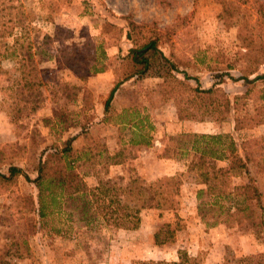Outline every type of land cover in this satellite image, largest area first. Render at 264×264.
Listing matches in <instances>:
<instances>
[{"label":"rangeland","instance_id":"1","mask_svg":"<svg viewBox=\"0 0 264 264\" xmlns=\"http://www.w3.org/2000/svg\"><path fill=\"white\" fill-rule=\"evenodd\" d=\"M151 39L177 68L178 81L238 98L225 121L180 122L230 134L238 152L242 142L257 139L252 151L264 155V0H0V172L16 166L34 180L41 154L74 138V150L92 149L91 161L75 165L89 187L98 179L136 177L173 203L143 211L135 230L88 229L64 216L39 225L28 207L34 187L20 177L0 192V264L182 257L189 264H222L227 257L264 253V231L256 227L264 218V173L253 168L256 162L249 166L263 209L244 199L247 177L236 169L228 198L219 200L233 209L212 227L201 219L212 222L219 214L205 194L207 206L198 212L196 194L204 186L187 170L192 154H183L188 135L201 133L174 127L182 123L175 121L173 101L163 99L162 78L130 77L129 50ZM139 123L144 128H136ZM104 149L110 164L99 154ZM165 225L170 240L155 244L154 234Z\"/></svg>","mask_w":264,"mask_h":264},{"label":"trees","instance_id":"2","mask_svg":"<svg viewBox=\"0 0 264 264\" xmlns=\"http://www.w3.org/2000/svg\"><path fill=\"white\" fill-rule=\"evenodd\" d=\"M129 56L135 70L130 77L163 79V99L173 101L179 121L203 123L214 118L221 122L225 121L231 113L233 103L238 99L234 97L231 101L227 93L218 87L203 89L199 84L191 87L178 81L173 75V72H177V68L159 51L156 40L151 39L138 48L130 49ZM168 83H173V86L166 92ZM118 86L119 83L109 93L104 105L105 113L110 110ZM137 127L144 128L140 123ZM234 129H237V125ZM73 141L74 138H71L63 147L55 146L44 151L35 165L34 180L29 179L28 175L16 166H9L6 173L0 172V192L16 184L20 177L33 185L35 194L30 197L28 207L39 225L51 217L64 216L67 219L74 218L78 224L88 229L105 226L113 230H135L140 226L143 211L163 209L173 204L163 197V190L159 187L136 177L128 180L123 177H118L116 180L98 179L95 186L89 187L83 176L76 172L75 165L83 160L91 161L94 158L92 149L74 150ZM259 142L257 139L242 142L241 150L238 152L237 145L230 134L188 135L183 154L191 153L192 159L188 163L187 170L197 172L199 184L204 186V189L196 194L199 202L197 210L202 214L203 208L207 206V203L201 202V197L205 194L213 198L209 208L212 210L216 207L219 212L213 217L212 222L201 217L206 226L217 225L220 222L218 218L224 214V211L228 214L233 209L231 204L225 206L219 200L228 198L230 173L236 169H240L247 177V183L242 192L244 199L253 202L256 209H263L261 193L255 179L251 176L250 168L256 162L253 168L264 173V155L259 149L252 151V145ZM148 144L146 141L145 145ZM99 154L104 155L102 159L110 164V155L106 149ZM218 162L225 163V166L217 167ZM120 163L122 161L118 160L112 164ZM256 227L264 231L263 217L260 218ZM169 232V225H165L156 232L155 244L168 242ZM189 263V260L182 257L177 262L147 261L135 264ZM222 264H264V253L238 259L227 257Z\"/></svg>","mask_w":264,"mask_h":264},{"label":"crops","instance_id":"3","mask_svg":"<svg viewBox=\"0 0 264 264\" xmlns=\"http://www.w3.org/2000/svg\"><path fill=\"white\" fill-rule=\"evenodd\" d=\"M176 121V123L178 122V123H182V124H179L178 126L177 125H175L174 127L175 128H177L178 127V129H180V128H185L186 129V126L187 127H191V126H188V125H186V123L187 122H180L178 119H176L175 120ZM189 124H192V127L191 128H193V132H195V133H201V134H206V135H211L212 133L210 132H207V131H209L210 130V127H209V125H207V124H196L195 126L193 125V123L192 122H188ZM172 129L173 128H170V129H168V130H171V132H172Z\"/></svg>","mask_w":264,"mask_h":264}]
</instances>
